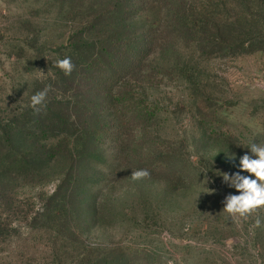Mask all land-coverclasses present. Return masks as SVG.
Returning a JSON list of instances; mask_svg holds the SVG:
<instances>
[{
    "label": "rangeland",
    "instance_id": "1",
    "mask_svg": "<svg viewBox=\"0 0 264 264\" xmlns=\"http://www.w3.org/2000/svg\"><path fill=\"white\" fill-rule=\"evenodd\" d=\"M57 100L97 104L102 141L46 168L36 153L69 127L33 118L64 113ZM252 143L264 0H0V264H264V209L222 212L239 193L219 174L240 171ZM140 169L150 176L133 180ZM66 172L80 179L59 187Z\"/></svg>",
    "mask_w": 264,
    "mask_h": 264
},
{
    "label": "trees",
    "instance_id": "2",
    "mask_svg": "<svg viewBox=\"0 0 264 264\" xmlns=\"http://www.w3.org/2000/svg\"><path fill=\"white\" fill-rule=\"evenodd\" d=\"M104 54V52H103ZM102 54V55H103ZM138 55V54H137ZM128 65V64H127ZM105 76V75H104ZM113 80V78H111ZM102 84H94L93 86H89V88L85 87H80L78 95L75 97L78 98L79 96L81 98H85L89 95H91V90L94 89L97 91L99 94L101 93L100 86ZM107 86V85H106ZM105 86H103L104 88ZM108 87V86H107ZM109 89H103V92H108ZM54 106L57 108H63L62 114L59 113H54L45 116L44 114L40 113L39 115H36V118L34 117L33 120H35L37 123H42L44 121H49L51 120L54 124L55 127H58L57 129H61V124H63L67 128L68 132H66L67 137L66 138H57L55 141V144L50 146L49 148L46 149V153H36L37 155V160L39 161H45L44 164H46V168L48 167V162L50 163L54 157L61 156V160H64V163H71L72 166L74 163V156H75V151L74 149L77 147H83L84 143H90L91 142H100L102 141V131L100 127V116L95 111V106H91L89 102L87 103L86 101H77L72 103L70 106V102H64L57 100L53 103ZM103 106L102 104H100ZM75 116V119L72 120V116ZM92 122L96 123L95 125H92ZM89 141V142H88ZM142 142H135L133 151L135 153L136 150L142 148ZM90 146V144H89ZM85 151V150H84ZM136 156V155H135ZM45 166L42 168L44 169ZM79 176L77 173H69L66 172L63 177L61 178V184L59 187L64 186V184L69 185L71 181L77 182L79 180ZM97 198V192H90L86 201L89 203V205L92 206L90 210H88V216L91 218L94 214L93 209L95 208V201ZM89 209V208H88Z\"/></svg>",
    "mask_w": 264,
    "mask_h": 264
},
{
    "label": "clouds",
    "instance_id": "3",
    "mask_svg": "<svg viewBox=\"0 0 264 264\" xmlns=\"http://www.w3.org/2000/svg\"><path fill=\"white\" fill-rule=\"evenodd\" d=\"M56 67L62 70L66 75H70L74 70V65L70 57L56 61ZM50 86L35 93L30 98V107L36 112L41 111V106L45 104ZM248 149L251 155L244 154L240 158V171L229 174L220 173L222 179L229 187L235 188L239 193L228 194L223 201L224 207L222 212L227 213L232 219H247L258 211L264 209V144L252 143ZM241 172H247L249 175H241ZM150 173L147 169H140L132 172V179L139 180L147 178ZM254 177V178H253ZM208 183L207 178L204 181V193L213 194L214 189L205 185ZM256 226L261 224L260 219H256Z\"/></svg>",
    "mask_w": 264,
    "mask_h": 264
}]
</instances>
